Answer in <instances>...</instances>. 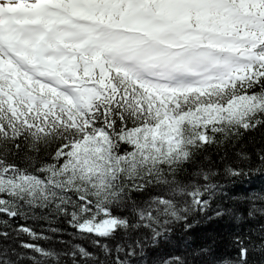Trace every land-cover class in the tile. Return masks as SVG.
I'll use <instances>...</instances> for the list:
<instances>
[{
	"label": "snow or ice",
	"instance_id": "obj_1",
	"mask_svg": "<svg viewBox=\"0 0 264 264\" xmlns=\"http://www.w3.org/2000/svg\"><path fill=\"white\" fill-rule=\"evenodd\" d=\"M0 264H264V0H0Z\"/></svg>",
	"mask_w": 264,
	"mask_h": 264
},
{
	"label": "trees",
	"instance_id": "obj_2",
	"mask_svg": "<svg viewBox=\"0 0 264 264\" xmlns=\"http://www.w3.org/2000/svg\"><path fill=\"white\" fill-rule=\"evenodd\" d=\"M203 229H207L208 231H211L212 230L211 227L210 226H207V225L203 226Z\"/></svg>",
	"mask_w": 264,
	"mask_h": 264
}]
</instances>
